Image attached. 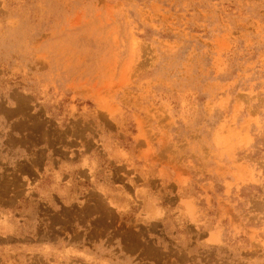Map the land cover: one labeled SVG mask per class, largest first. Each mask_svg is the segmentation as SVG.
<instances>
[{
  "label": "rangeland",
  "instance_id": "obj_1",
  "mask_svg": "<svg viewBox=\"0 0 264 264\" xmlns=\"http://www.w3.org/2000/svg\"><path fill=\"white\" fill-rule=\"evenodd\" d=\"M0 264H264V0H0Z\"/></svg>",
  "mask_w": 264,
  "mask_h": 264
}]
</instances>
